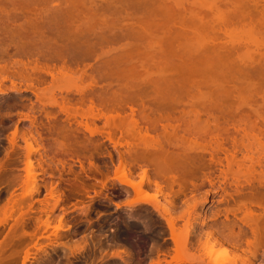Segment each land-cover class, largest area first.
Wrapping results in <instances>:
<instances>
[{
    "label": "rangeland",
    "instance_id": "1",
    "mask_svg": "<svg viewBox=\"0 0 264 264\" xmlns=\"http://www.w3.org/2000/svg\"><path fill=\"white\" fill-rule=\"evenodd\" d=\"M252 1L0 0V264H217L236 254L228 246L217 247L207 258L198 252L200 247L193 242L192 238L198 234L216 233L215 236L219 237L221 232H227L224 228H210L213 222L223 219L224 207L221 206V193L209 188L186 197L178 193L181 197L169 205L172 217L183 216L181 220L191 218L194 233L183 252L176 251L163 213L166 204L162 193L158 194L159 189L146 184V180L140 186L141 169L153 167L124 170L134 169L127 154L125 156L128 140L124 129L128 122L140 123L148 116L150 121L156 122L157 117L167 114L171 107L187 109L174 117L164 116L172 117V124L175 122L173 125L177 127L192 120L204 124L208 119L211 124L216 118L222 123L225 118L233 117L236 121L238 117L246 118L248 115L245 113L256 118L264 107V0L259 1L257 8L261 7L258 10ZM35 4L41 9L45 6L42 16L45 18L44 31L52 32L54 38L49 34H46L48 37L42 34L39 37L41 32L34 30L30 34L31 23L22 12L28 7L29 10L36 8ZM65 8V11H74L78 21L72 18L71 22L76 21L72 24L77 30L79 24L84 23L78 30L81 31L77 36L79 39L86 36L91 40L95 33L85 28L91 24L94 26L96 23L94 28L106 29L103 41L106 42L105 64L98 57L96 61L94 58L85 61L82 57L85 45L81 46L82 50L71 46L77 50L74 55L69 54L73 50L68 51V57L74 56V63H80H77L79 67L73 64L72 71L89 67L90 73L87 74L98 78L99 81L95 79V82L104 85L102 87L107 92L108 127L101 120L95 121L94 125L87 123L91 130L97 128V136L109 135L103 140L107 151L97 152V155L88 151H82L81 155L79 146L76 145V150L73 144L68 146V143V148L72 146L74 149L66 147L70 153L67 154L61 145L60 149L56 147L58 142H51L43 134L41 138L44 140H38V135L31 129V112L39 110L32 107L50 102L51 93L64 89L60 87V80L54 84L47 76L44 84L40 88L37 86L35 97L30 89L24 87L35 85L30 82L32 77L18 74L27 68L24 64L34 61H39V67L55 65L59 68L60 65L49 61L46 51L52 46L49 40H56L58 44L64 40L65 44L61 43L64 47L65 40L71 41V36L76 35L77 31L72 30L74 27L71 28L68 21L70 18L67 17L69 19L65 23L60 17ZM55 9L60 11V15ZM259 10L262 14L257 12ZM85 13L98 16L91 20V14L86 16ZM89 19L91 22L86 25ZM30 29H33L31 25ZM101 30L104 33L105 30ZM96 38L93 37V42L89 40L94 43L92 45L102 43L105 33L101 40L97 38L95 41ZM84 40L86 38L81 40L82 43ZM89 41L84 42L89 45ZM38 52L47 59L40 58L41 54L37 57ZM97 66L101 68L97 69ZM77 76L79 78L80 73ZM91 76L88 75L89 81L83 83L85 80H82L80 84H89L93 81ZM20 81L24 84L19 87ZM12 82L17 86L14 89ZM63 86L68 87L65 83ZM73 103L66 104L65 108L78 122L83 121L78 118L81 111L74 113ZM99 104L95 101V110L101 109L102 104L98 107ZM144 110L147 114L143 113ZM231 110L238 114L232 116ZM240 111L244 113L239 114ZM141 112L145 116H141ZM131 113L135 120L130 119ZM85 118L90 120L86 114ZM166 122L161 124L171 127V122L170 125L169 121ZM150 135L153 137L155 134ZM27 144L33 150L30 173L26 169ZM71 149L75 152L72 153ZM44 152L46 164L39 160V153ZM61 152L64 153L61 155ZM166 162L164 160L163 164ZM78 163L82 169L78 168ZM67 164L73 169L69 170ZM29 175L36 179L31 191L26 184ZM121 176H126L134 186L119 183L118 177ZM159 184L161 188L165 186L161 182ZM178 190L179 185L174 184L171 192L175 194ZM153 199L158 206L152 202ZM181 220L178 223L180 231ZM255 264H264V257Z\"/></svg>",
    "mask_w": 264,
    "mask_h": 264
},
{
    "label": "bare ground",
    "instance_id": "2",
    "mask_svg": "<svg viewBox=\"0 0 264 264\" xmlns=\"http://www.w3.org/2000/svg\"><path fill=\"white\" fill-rule=\"evenodd\" d=\"M259 1L260 0L252 1L254 2V7L257 10L261 7L259 6V8H257L260 3ZM44 7L45 6H43V9H41L42 7L40 8L38 5H36V8L33 7L32 9L31 7L29 10L28 7L26 8L27 10H23L22 12V15L25 18H27L28 21H30L29 23H31L29 24V31L31 32L30 33L31 35H32V31L34 30L37 33L41 32L39 33L40 34L39 37L41 36V34L44 36H46V34H49L48 36H52V32L48 33L49 30L46 29L47 32L46 30L44 31V29L46 28L44 27L43 24L45 18L43 19L42 17L45 14V10H46L44 9ZM262 9L264 12V6ZM63 10L61 12L59 11L63 16L59 14L58 9H55V12L57 11L60 17H63L62 20H65L64 21L65 23H67L66 19L69 18L71 19L68 20L70 22L72 21V18L73 19L75 18L76 21H78L77 17L73 13L74 11L73 12H71V10L65 11L66 8ZM257 12H259L260 14L261 10ZM76 14L78 17H80L78 13ZM85 14L86 16H90L91 14L90 16L91 20L94 19L93 16H98L97 14L94 13H90V14L88 13V15L87 13ZM64 17L66 18L64 19ZM84 18H82L81 20L83 21ZM90 19L86 21L87 23L85 22L86 25L91 22ZM81 20H79V23L81 22ZM76 21L73 20V22H71L72 25L71 28L74 27V24L72 23ZM76 24L78 25V23ZM30 25L32 26L33 29H30ZM79 25L80 26L82 25L83 27L84 23ZM91 25L90 27L86 26L85 28H90L89 30L90 31L92 30L91 32L92 33L94 32L96 34L93 35L91 33L92 42L94 41L93 37L95 38L96 36L101 40L102 37H104V33H105V38H103L100 41L102 42L99 43L100 45L96 43L95 45H92L94 43L91 44L90 42L91 40L87 39L86 36L80 37L82 39H79V37L77 36L79 35L78 33H81V31L78 32V30L81 29L80 26L79 27L77 26L78 30L76 27H74L76 29L74 28L72 29V30H76L77 32L76 35L74 33V36H71V41L69 40L70 41L69 42L68 38L67 40H65L67 41V43L64 47L68 48L69 50H66V48L62 46V44L63 45L65 44L64 40L63 41L61 40L62 42H60L59 44L58 41L56 43V40L55 42L53 41L54 44H52L53 42L49 40V42H51L50 45L52 46L51 47L49 46L50 47V49H48L49 51H46L48 53L47 57L49 58V61L52 64L54 63L58 66L60 65L59 68L56 67L55 65L51 67L47 65H44L43 67H39L38 65L39 61H34L31 63L29 62V65L24 64L27 68L23 69L21 73L16 72V74L18 73L20 74V76H23V74L25 73L28 76L32 77L30 82L34 83L35 85H29V86L24 85V87L25 89H30L35 97H37L36 91L38 92L37 86L40 88V86L44 84V82L46 81L47 76L50 77V80L54 82V84L56 82L58 83L59 80H60L59 84L62 83V85L59 86L64 90L63 91L61 90L58 93H51V97L49 99L50 102L48 101L43 102L44 99L42 98L43 104L41 106L40 105L36 106L35 104L34 107H32L34 108L33 110L37 108L39 111L36 110L37 112L35 113L31 112L32 114L31 129L32 131L33 130L35 131V132L33 131L35 135L36 134L38 135V140L41 139L40 140L41 142L44 140L43 138H41L43 134L47 138H50L51 142L52 140L54 143L58 142L56 147H59L61 145V149L63 147L62 150L63 151L66 150L67 152L65 151V153L67 154L70 153H68L66 147L68 148V146L72 144H73L72 146H74L75 148L77 145L79 146L78 148H80L79 150L82 149L81 151H79L81 152V155H82V151L83 153L86 151L91 152V155H93V153L97 155V152L102 153L106 150L103 140L108 139L107 137H109V135L103 136V134H99L97 136L96 133L97 128L95 127L96 128L95 130H91L88 127L89 125L87 124L90 123V125H94L95 121L101 120L104 121V123L102 124L108 127L107 126L108 117L106 112L107 99H105L107 92L105 90V87H102L104 85H101L98 82L100 84L99 85L97 82H95L96 80H98V78L95 77L96 79L95 80L93 76L87 74L90 73L88 72L89 67L87 68V66L84 68L82 67L83 69L80 70L77 69L78 71L77 70L72 71L71 66L73 64L78 66V64L80 63L78 62H77L78 64L74 63V56L73 58L68 57L69 54L74 55V53L77 50L83 49L84 50L83 56L82 55L81 56L85 58V61L92 60L93 58H94L93 61H96L95 58L98 57L101 58L102 64H105V60H107L106 57L107 54L104 43L106 42L103 41H105L104 39H106V29L104 27L94 28L96 23L94 24V26L92 25L93 27ZM91 28H94L95 30ZM102 28L105 30L104 33L103 30H101ZM96 31L98 32L96 33ZM99 31H101V33ZM102 33L103 35L101 36ZM90 35H88V38H90ZM52 37L54 38V35ZM258 37L260 38V36ZM83 38L84 39L86 38V40H84L85 42L90 40L89 41L90 43L89 42L87 43L89 45H86L84 41L82 43L81 40H83ZM97 38L95 39V41L98 40ZM71 46H74L77 50L74 51L75 48L73 47L71 48ZM81 46L82 47L84 46L85 49L82 48ZM38 47H40V45ZM72 50L73 53L68 54V51L71 52ZM38 54L39 55H37V57L41 56L43 53L41 54L40 52H38ZM42 56L40 58L44 60L45 58L47 59L46 56L43 57ZM24 65L22 67H25ZM98 68L101 67L97 66V69ZM91 69L92 68L90 67V71H92ZM79 73L80 76L79 78H77L78 77L77 74ZM75 75L77 77H75ZM88 75L93 77L92 78L93 81H91L89 84L87 83L88 85L83 84L84 85L83 86L82 84H80L82 80H85L83 81L84 83L86 82V80L89 81V79H91L90 77H88ZM100 81L103 82L104 80H100ZM64 83L68 85V87L63 86ZM10 84H12L13 89L17 87L14 85L13 82ZM23 84L24 83H21L20 81L18 86ZM64 87H66V89ZM97 87H99V89ZM95 101L98 104L100 101L102 102L100 103L102 104V106L100 104L98 106V107L101 106V109L100 110L98 109L99 111L95 110L96 109ZM72 102H74L73 103L74 106H72L74 107L73 108L74 113L76 114L77 111H81L80 114L81 116L78 118H80V120L83 119V121L81 120L80 122H78L77 121L78 119L76 120L74 116H71L70 110L65 108L66 104H71ZM77 106L78 109H76ZM257 108H254L255 109L254 111H256ZM181 109L182 108L171 107L167 109V114L174 117L177 114L178 115L183 114V112L187 110V109L186 110L185 109L181 110ZM204 109H206V107ZM149 110L151 111V109ZM209 110L211 111V109ZM235 110L237 111L238 108L237 109L235 108ZM94 111L96 112L98 111V112L94 113ZM155 111L157 112L158 110ZM208 111L207 113H210V111L209 112ZM231 111L230 112L232 113V116L238 114L236 113V111L235 114H233L234 110ZM163 112L165 113V110H163ZM36 113L38 114V116H35ZM143 113L147 114L145 110ZM143 113L141 112V116ZM161 113H159V115H161ZM189 113L187 114L189 115ZM221 113L223 114V112ZM243 113H244L243 111L239 112V114H243ZM85 114L90 116V120H88V118H85ZM145 114L143 115L145 116ZM167 114H164V116ZM245 114L248 115L246 116V118L242 119L241 117L238 118L236 117L237 118V120L235 119L236 121H234L233 117L227 116L228 117L227 119L231 118L230 122H227L228 120L226 118L225 120L222 119L223 121H225L224 123L223 121L222 123H220V120H217L216 118V120H213L211 124H209L211 121L209 122L207 121L208 119L205 120L204 124L203 123L199 124L200 121L197 122L196 120H194L195 122H192L193 121L192 120L191 122H187V123L183 122L184 123L183 126L181 123V125L179 124L178 127L176 125H175L176 127L173 125L175 122L172 124L171 121L173 120L172 117L168 116V118H166L163 115H161V117L160 116L157 117V114L156 117L158 120L156 122L150 121V119H148L149 116L147 118L146 117L142 118L143 121L140 123L133 122V120L132 121L130 120L131 123L125 121L127 118L124 120L126 123L128 122V124L125 125L126 128L124 129L125 136L127 137L128 140L125 156L127 154L128 156L127 158L131 160L130 161L131 166L134 168V169H124V170L135 171V170H140V168L142 167L146 168L147 166L148 167L152 166L154 168L157 164L158 168L156 166L154 169L152 167H151L152 169H141L143 171V177L141 179L140 186L146 180L147 181L146 184L153 185L154 187L159 189L157 192L158 194L162 193L161 196L166 204L165 207L163 208V213L164 215H166L164 217L167 222V227L170 231V237H171L170 240L173 241L174 243L173 245L176 247L177 252H180L181 250L183 252V249H185L187 246V241L189 237L193 236L192 234L194 233L192 231L193 229L191 228V224H190L191 218L190 219L185 218L187 220H181L183 216H181L180 218L172 217L170 213L171 208L169 209V205L172 206V201L177 198H180L181 197L180 194L183 195V197H186L188 195H191L192 193L198 192L203 188H209V189H215L221 193L220 198H223L222 199L223 203L221 206L224 207L223 208L224 212L222 211L223 219H221V221L219 222L217 220L213 222L212 226L210 225L211 226L210 228H218V229L224 228V230H227L226 232L227 235H225L226 234L225 231L221 232L219 237L215 236L216 233H207L204 236L198 234L199 236L197 235L196 237L192 238L194 239L193 240L194 244L197 245L198 248L200 247V250L198 249L199 250L198 252H201L204 257L210 258L212 253L215 252V249H217V247L223 248L225 246H228L231 249L232 253L234 254L236 253L230 259L228 258L227 261L225 260L226 262L223 261L217 264H255L262 257H264V107H262V109L259 112V115L256 118H253L254 116L249 117V115H251L249 113L248 114L245 113ZM77 116L78 115H76V117ZM29 117L30 120L31 116ZM130 117H129L130 119H134L132 118V113ZM84 120L86 122H84ZM231 120H233V122ZM166 121L167 122L169 121L168 122L169 125L171 122V127L168 125H162L164 124L162 122H166ZM214 121L217 123H215ZM125 122L123 124H126ZM150 134H155V135L152 137V135ZM13 143L12 145H14ZM64 145H66L65 148ZM72 146H70L69 148L74 149V147ZM27 147L28 149L26 156V169L30 173L32 167L31 154L33 153V150L29 144H27ZM72 149L71 152L73 151L72 153H74L75 151ZM76 150L78 149L76 148ZM62 153L64 152H61V155ZM71 155L70 157H72ZM46 157L47 156L45 152L41 154L39 153L40 161H43L44 158ZM164 160L167 161L166 164H163ZM43 162L46 164V162L48 161L45 162L44 160ZM79 163H78V168L80 166V169H82L83 167L82 165H79ZM67 167L69 170L73 169V167H70L69 165ZM147 172H150V176H147ZM28 178H29L27 181L28 183L26 182V184H28L27 189L31 191V189H33L32 187L35 186L34 184L36 179L33 175H29ZM118 180L117 181L124 186H128V187L130 185H131L130 187L134 186L127 179L126 176L118 177ZM159 182H161L165 186L161 188ZM174 184L179 185L180 191L178 190L179 192L177 191V193L172 194L171 191ZM163 190L165 191L167 190L166 193H163ZM140 201H144V200L141 199ZM152 202L155 203L156 206H158L155 199H153ZM184 215L186 216L187 214L184 213ZM180 220L181 223L183 222L181 226L182 228L181 231L178 226ZM246 237H249L247 238L248 240H246ZM241 238L243 239V241H241L242 240Z\"/></svg>",
    "mask_w": 264,
    "mask_h": 264
}]
</instances>
